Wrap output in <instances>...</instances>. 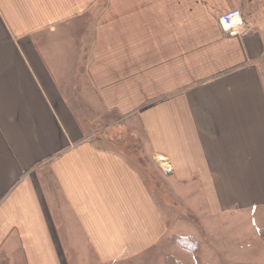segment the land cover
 Masks as SVG:
<instances>
[{
    "label": "crops",
    "instance_id": "obj_1",
    "mask_svg": "<svg viewBox=\"0 0 264 264\" xmlns=\"http://www.w3.org/2000/svg\"><path fill=\"white\" fill-rule=\"evenodd\" d=\"M112 115L210 216H264V0H0V264H198Z\"/></svg>",
    "mask_w": 264,
    "mask_h": 264
},
{
    "label": "rangeland",
    "instance_id": "obj_2",
    "mask_svg": "<svg viewBox=\"0 0 264 264\" xmlns=\"http://www.w3.org/2000/svg\"><path fill=\"white\" fill-rule=\"evenodd\" d=\"M93 130L106 134L110 147L123 152L137 169H143H140V174L168 220L170 232L181 236L203 233L198 264H264V216L256 212L210 216L201 207L200 198L194 189L182 192L180 185L174 187L168 180H162L161 173L150 163L144 164L141 140L134 136L131 126H123L121 118L112 115L101 120ZM170 245L180 248L172 239ZM162 246L167 248L169 244Z\"/></svg>",
    "mask_w": 264,
    "mask_h": 264
},
{
    "label": "built area",
    "instance_id": "obj_3",
    "mask_svg": "<svg viewBox=\"0 0 264 264\" xmlns=\"http://www.w3.org/2000/svg\"><path fill=\"white\" fill-rule=\"evenodd\" d=\"M219 25L227 36H237L238 28L242 26L240 12L236 9L224 12L219 17Z\"/></svg>",
    "mask_w": 264,
    "mask_h": 264
},
{
    "label": "trees",
    "instance_id": "obj_4",
    "mask_svg": "<svg viewBox=\"0 0 264 264\" xmlns=\"http://www.w3.org/2000/svg\"><path fill=\"white\" fill-rule=\"evenodd\" d=\"M172 242L178 245L181 249L191 253H198L201 249V243L195 240L194 238L188 236L185 237L174 236L172 237ZM165 261L166 264H181L172 257L166 258Z\"/></svg>",
    "mask_w": 264,
    "mask_h": 264
},
{
    "label": "bare ground",
    "instance_id": "obj_5",
    "mask_svg": "<svg viewBox=\"0 0 264 264\" xmlns=\"http://www.w3.org/2000/svg\"><path fill=\"white\" fill-rule=\"evenodd\" d=\"M162 166H164V167H165L166 165H165V164H163Z\"/></svg>",
    "mask_w": 264,
    "mask_h": 264
}]
</instances>
